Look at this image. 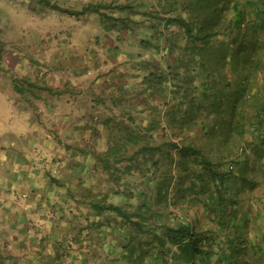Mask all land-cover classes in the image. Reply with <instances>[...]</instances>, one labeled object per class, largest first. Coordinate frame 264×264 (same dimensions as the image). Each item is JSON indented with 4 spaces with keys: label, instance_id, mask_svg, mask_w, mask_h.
Wrapping results in <instances>:
<instances>
[{
    "label": "crops",
    "instance_id": "crops-1",
    "mask_svg": "<svg viewBox=\"0 0 264 264\" xmlns=\"http://www.w3.org/2000/svg\"><path fill=\"white\" fill-rule=\"evenodd\" d=\"M31 1L18 4L45 22L38 43L11 42L0 70V122L10 114L17 122L0 134V264H150L157 245L136 235L126 212L135 221L141 192L149 188L155 199L157 179L110 163L125 160L115 146L142 144L114 131L133 129L120 118L128 98L140 113L153 110L159 98L147 95L146 82L170 77L179 59L166 39L177 29L168 18L174 4Z\"/></svg>",
    "mask_w": 264,
    "mask_h": 264
},
{
    "label": "rangeland",
    "instance_id": "rangeland-1",
    "mask_svg": "<svg viewBox=\"0 0 264 264\" xmlns=\"http://www.w3.org/2000/svg\"><path fill=\"white\" fill-rule=\"evenodd\" d=\"M16 1L26 2L28 6L32 3L29 0ZM170 3L176 7L172 6V12L168 18L174 21L173 24L177 26V29L172 28L171 32L167 33L166 39H170L177 46L171 56L179 58L182 55L184 63L181 66L178 63L174 64L178 72L173 71L170 74L171 77L163 79L166 83L160 82L166 84L163 86L168 95L166 97L158 95L159 100L152 107L153 110L148 112L146 107L141 113L138 112L137 98L131 95L127 100L129 112L126 109L124 114H120L123 121L144 135L141 141L148 142L150 150L143 149V144L130 145L128 150H122L126 156L125 160H122L123 163H119L120 165L110 163L121 170L135 169L140 171V174L150 170L157 179L155 199L152 192H150L151 196L148 193L149 188L146 186H149V183L146 178V185L143 187L146 188V192L143 191L140 194L146 200V205L141 204L140 208L135 205L133 209L135 214L139 215L143 214L142 210L149 213L154 209L155 213L149 218L150 229L147 227V233L144 236L150 242V249H154L152 244L155 242L158 250L150 253V259H145V262L150 264H166L169 261L173 264H232L230 262L237 261L234 264H264V244L261 240L264 234V159L259 160V156L252 152L254 149L251 145L254 141L249 134L253 131L252 128L248 126L249 133L243 137L246 141L242 142V137L238 136L239 132L231 134L229 133L232 130L231 126H227L230 120L239 122L236 119H241L242 124L248 125L251 116L253 121L257 120L256 114L249 108L244 113L236 111L235 116L232 117L230 110L234 105L232 98L234 79L231 76L230 65H227L222 73L212 71L220 57L228 56L232 50L240 47L243 39L246 45L251 40L257 44V55L252 57L258 61L262 60L264 64V0H204L203 2L201 0H171ZM13 4V0H0V30L7 31L5 28L9 22L11 29L9 33H0V70H5L2 54H6L5 50L10 43L25 39L29 43L37 44L36 33L39 32L37 30H41L39 28L45 23L33 11L30 12V16H26L27 11L30 10L21 8L19 4H15L16 7H14ZM234 4L239 6V17H237L238 10L237 12L234 10ZM262 11L263 15H261ZM199 20L215 22L207 25L214 32V36L210 38L209 49L201 51L196 47H201L204 42L201 39H195V33H192V36L186 34L187 30L183 26L186 22L193 25L194 31H197L201 26ZM179 27L183 28V32L179 30ZM4 34L7 35L6 44L3 42ZM205 61L209 63L208 71L204 69ZM260 73L264 74V71ZM226 74L229 78L225 82L222 78ZM214 80H220V86H214ZM160 83H155L154 92L161 90ZM183 84L184 107H179L178 111L184 112L188 118L193 117L192 122L195 121V123L180 131L174 126L176 125L174 120H177L174 118L176 111L174 107L182 99L173 97L177 88ZM157 85H160V88ZM4 102L5 99L0 96V109H4ZM237 105H240V102ZM184 115L177 116L184 120ZM3 121L0 122L2 135L8 131V125H17L11 114L8 117L3 116ZM119 122L121 121L115 122L118 123L117 126ZM203 123L209 125L208 131L202 129ZM154 127L157 129L150 131L153 134H148ZM114 131L119 137L128 136L124 129L117 131L116 128ZM177 137L179 139L183 137L186 139V144L192 145L191 153L195 150L199 152L189 154L188 147L184 145L179 144L176 148L166 143L167 139L176 140ZM132 156H135L134 160H129ZM207 161L211 164H207ZM230 164L235 166L231 172ZM207 165L212 170L222 172H219L220 177L214 178V183L212 182L208 188L204 189L193 183H195L196 173ZM165 183L170 185L166 192L162 190ZM189 189L193 193L191 192L190 197L184 200V194H190ZM149 198L151 203L148 201ZM183 225L190 227L189 231L193 234V239L188 238L176 246L170 241V230L179 229ZM250 236L253 241L250 240ZM188 246L193 247L188 248ZM235 249H239L238 253L233 251ZM186 250L192 252L194 259L193 257L189 259ZM141 262L144 264L143 260Z\"/></svg>",
    "mask_w": 264,
    "mask_h": 264
},
{
    "label": "trees",
    "instance_id": "trees-1",
    "mask_svg": "<svg viewBox=\"0 0 264 264\" xmlns=\"http://www.w3.org/2000/svg\"><path fill=\"white\" fill-rule=\"evenodd\" d=\"M203 1L204 0H201V2H203ZM199 5H201V4H199ZM233 7H234V10H236V12L238 10L237 17H239L240 16L239 6L234 4ZM256 15H257V13H256ZM261 15H263V11H262ZM199 21H197V22H199ZM172 22L174 23L173 20H172ZM200 22H201V26L197 31H194L195 29H193L194 28L193 25L186 24V22L183 24L184 28H186V30H187L186 34L188 33L190 36H192V33L193 34L195 33V39H201L204 42V44L201 46L202 48L200 46L196 47L197 50H199V51L209 49L210 38L214 36V32H212L211 28H208L207 25L215 23V22H213V23L209 22V20H203ZM182 39H183V36H182ZM237 41H238V39H237ZM235 43H236V41L234 40V44ZM173 48L175 49V44H174ZM256 50H257V44L256 43H253L251 40L250 43L248 45H246L245 40L243 39L240 47L232 50V52L228 56L222 55L220 57L219 61L215 64V67L212 69V71L219 74V73H222V71L226 68L227 65H230V69L232 72L231 76L234 79V85H233L234 94L232 97L234 105L231 107L230 112L232 111V113H230V114L232 117H234L236 111L244 113L250 108V109H253V111H255L257 120L253 121L251 119V117H252L251 116L250 119L248 120V122H249L248 125H247V123L242 124V122H240L241 119H236V121H239V122H233L232 120H230V122L227 123V126L228 127L231 126L230 128L232 129V130H230L229 133L236 134L235 132H239L238 136L242 137L241 139L243 142V141H246V138H243V137H245L247 135V133H249V131L247 129L252 128L253 131H251L249 134H251V137L254 141L253 145H251L254 150H252V148H251V150L254 154L259 156L258 157L259 160H263L264 159V136H263L264 135V74H262L260 72L264 71V64H262V62H261L262 60L258 61V60H256V58L252 57L253 55H255V56L257 55ZM225 56H226V58H225ZM177 63L179 66H181L184 63V57L182 55L179 56ZM205 64H206V67L204 69H206L208 71L209 63H206V61H205L204 65ZM171 69H173V71L178 72V69H175L174 66H172ZM158 75L159 74H157V76L153 78V81H154V79L156 80L155 82H153L152 80L146 82V84H145L146 85V88H145L146 93L148 96L149 95L152 96L154 94H157L159 96H162V97L165 96L166 97L168 94L166 93V89L163 86L166 84L160 83V81L166 83V80L163 81V79L169 78V76L168 75L167 76H163V75L158 76ZM253 75L256 77L253 78L254 77ZM160 77H163V78H160ZM227 78H229L228 74H226V76L223 77L222 80L226 82ZM156 82H159L161 84V90L156 91L154 93H153L154 90H150V93H149V87H148L149 84H150V86L155 85ZM213 82H215L214 86H220V83H221L220 80L219 81L214 80ZM157 86L160 88V85H157ZM211 89H213V87H211ZM208 91L210 92L211 90L209 89ZM173 98L174 99H178V98L182 99V101H179L177 106L174 107V110H176L174 112V116H175L174 118L177 119V120H174L175 124H176L174 126L178 130L182 131L183 128L186 129L187 127H189L190 124L195 123V121L192 122L193 117L188 118L187 115H184V112L179 113V111H178L179 107H181V108L184 107V84H183V86H180L177 88V92L175 93V97H173ZM239 102H240V105H237V103H239ZM177 115H180V117H182L184 115V120H183V118L179 119V117ZM197 124H198V122H197ZM253 124H255V126L252 127ZM201 126H202V129L208 131L209 125L207 123H203ZM248 126H249V128H248ZM241 128H242V130H241ZM154 129H157V127L151 128L150 131H155ZM124 130L127 131V133H128L127 137L132 138L133 141L135 140L134 142H139V140L142 139V137L144 136V135H141V133H139V132L136 133V131L133 129H128L127 127H124ZM210 132H213V131H210ZM151 134H153V133H151ZM210 134H209V136H210ZM145 135H147V134H145ZM206 135H208V134H206ZM228 137L229 136H227V138ZM185 141H186V139H184L183 137L180 139L177 137L176 140L173 138L171 140L167 139L166 143L174 145L176 148L179 144L184 145L185 147H188L187 152L190 154L192 151V148H191L192 145L186 144ZM130 142H132V141H130ZM140 142L142 144H145V145H142L143 149L150 150V148L148 146L149 145L148 142L141 141V140H140ZM127 146H129V144H127V143H125L123 145L115 146L114 149L112 150V153H114V154L119 153L120 154L122 152V150H128ZM197 151L198 150H195L192 153L197 154L199 152V151L198 152ZM110 152H111V149H110ZM185 154H186V152H185ZM122 156L126 157L124 155H122ZM122 156H121V158H122ZM134 157L135 156L132 157L133 160H134ZM132 158H131V160H132ZM121 161H122V159H119V158L116 159L115 158L113 163L119 164V163H121ZM207 164L210 165L211 163L207 161ZM234 167L235 166L233 164L232 165L230 164L229 171L230 172L233 171ZM147 172L148 171H146V173ZM219 172H222V171L221 170H212L207 165L205 168H202L201 170H199L196 173L195 183H193V184L195 186L206 189L211 185L212 182L214 183V178L220 177ZM148 178H150V180H152V178L156 179L155 176H153V175L148 176ZM165 179L167 180V178H165ZM169 188H170V185L165 183L164 188L162 190H164V192H166L167 190H169ZM191 192L193 193V191L190 190V194H184V200L187 199L188 197H190ZM142 205H146V204L144 203ZM151 205L153 206V204H151ZM154 206L156 207V205H154ZM108 211L113 212V213H117V212H122V209L117 208L116 206H109ZM125 212H126V210H125ZM142 212H143V214L137 215L135 221L133 219H131V218H133L131 216V213L129 214L128 212H126L128 214V216H127L128 218L126 219V224L128 226L130 225L131 227L134 228L137 236L144 238L145 237L144 235H146V233H147L146 230L148 227L149 218L153 217L155 215V213H154V209L150 210L149 213L146 211H143V210H142ZM189 230H190V227L188 228V227H185L184 225L181 226L179 229H175V230L171 229L170 230L171 234L169 236L171 238L170 241L172 243H174L176 246H179V243H182L183 241L185 242L186 239H188V238H191V240H192L193 234ZM145 239L147 240V238H145ZM261 240H262V243L264 244V234L262 235ZM189 247H193V246H188V248ZM261 248H263L262 245H261ZM238 250L239 249H235L233 251L235 253H238L237 252ZM186 251H187L186 255L189 257V259L192 257H193L192 259H194L192 252H189L188 250H186ZM238 255H240V253ZM236 262L233 261L230 263L234 264Z\"/></svg>",
    "mask_w": 264,
    "mask_h": 264
},
{
    "label": "built area",
    "instance_id": "built-area-1",
    "mask_svg": "<svg viewBox=\"0 0 264 264\" xmlns=\"http://www.w3.org/2000/svg\"><path fill=\"white\" fill-rule=\"evenodd\" d=\"M166 264H173V262H172V261H169V262H167Z\"/></svg>",
    "mask_w": 264,
    "mask_h": 264
}]
</instances>
